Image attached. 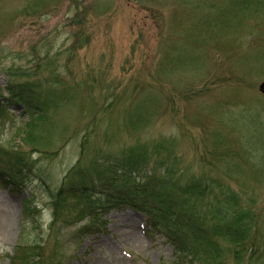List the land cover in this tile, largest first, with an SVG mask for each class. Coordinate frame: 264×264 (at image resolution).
I'll use <instances>...</instances> for the list:
<instances>
[{
  "label": "rangeland",
  "instance_id": "obj_1",
  "mask_svg": "<svg viewBox=\"0 0 264 264\" xmlns=\"http://www.w3.org/2000/svg\"><path fill=\"white\" fill-rule=\"evenodd\" d=\"M263 81L264 0H0V171L22 172L0 181V264H264ZM152 171L237 192L241 261L177 252L162 213L120 203Z\"/></svg>",
  "mask_w": 264,
  "mask_h": 264
},
{
  "label": "trees",
  "instance_id": "obj_2",
  "mask_svg": "<svg viewBox=\"0 0 264 264\" xmlns=\"http://www.w3.org/2000/svg\"><path fill=\"white\" fill-rule=\"evenodd\" d=\"M10 91L14 97L22 96V98H25V93L16 92L15 94L13 87L10 88ZM1 98L2 96L0 94V106L2 107L4 104L1 102ZM32 98L33 96H30V99L28 100L29 102H24L28 104L29 108H31L33 103ZM42 108L44 110L46 107L44 106ZM17 159L18 161H24L21 157ZM218 161L221 162L222 165H225L222 160L218 159ZM131 162L132 161L128 162L129 165L123 163L122 168H124L123 166H126L134 169V171L142 170V168L137 165V158L133 159L135 166L130 165ZM94 163H97L96 169L89 171L90 174L94 173L92 175L88 174L90 175L89 178L91 180H97L103 176V172L97 168L105 165L98 161ZM109 165L113 166L114 164L110 163ZM90 167H93V162ZM20 173L21 170L17 173L13 172L11 174H6L0 171V181H3V184L6 187H8V185L15 186L16 184H19L17 181ZM76 173L77 172H75V175ZM146 176L148 177L146 179L148 184L138 188L135 187L134 184L133 192L125 190L128 194L121 198H127L128 200H120V203H126L134 210L143 213H162V216H164L162 222L170 223L164 234L168 239H173L172 244L177 252L181 253L192 249V251H194L193 254H195L194 256L196 257L199 247H202L203 252H207L209 258L222 260L225 257V248L219 244V240L221 239L229 243L233 248L234 259L236 262L241 261L242 254L245 252L243 245L252 237V230H250L249 222H253V219L256 218V214L250 209L240 207L239 196L235 190L224 187L222 184L214 183L213 185L217 186L219 189L216 187H204L198 190L194 187L189 188L185 186L183 190L178 191L180 189V186H177L178 184L175 182H158L154 172L151 173V175ZM65 180L69 181L68 178ZM199 184L203 183L200 182ZM70 188L71 186L63 185L58 193V198H63L69 192ZM94 192L95 190H92L90 194ZM138 192L143 193L146 195V198L152 200L137 198L138 202L134 199V197L138 196ZM103 194L106 195V197L116 199L115 196L120 193L115 195L103 191ZM204 197H206V199L200 203ZM197 198H201V200H198ZM54 209H56L55 214L61 218L62 212L64 214L66 211L65 205L64 208L61 205V199L56 203ZM24 210H26V208H24ZM179 231H182V233L186 232V234L181 235V238L177 239L170 235L171 232ZM191 236H193L195 241L199 243L198 247L196 244H193L192 241L191 243L189 242ZM237 247L238 249L236 250ZM39 250L40 248L36 246L32 249L25 250L26 253H22V256H19L18 261L12 260L11 264H32L31 261L33 256L36 255L33 252L38 253ZM202 264L209 263L204 261Z\"/></svg>",
  "mask_w": 264,
  "mask_h": 264
},
{
  "label": "water",
  "instance_id": "obj_3",
  "mask_svg": "<svg viewBox=\"0 0 264 264\" xmlns=\"http://www.w3.org/2000/svg\"><path fill=\"white\" fill-rule=\"evenodd\" d=\"M259 89H260L261 93L264 95V82H262V83L260 84Z\"/></svg>",
  "mask_w": 264,
  "mask_h": 264
}]
</instances>
